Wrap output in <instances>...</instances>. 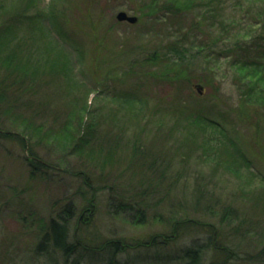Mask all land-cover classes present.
<instances>
[{
  "label": "rangeland",
  "instance_id": "1",
  "mask_svg": "<svg viewBox=\"0 0 264 264\" xmlns=\"http://www.w3.org/2000/svg\"><path fill=\"white\" fill-rule=\"evenodd\" d=\"M237 1L221 6L244 36L256 35ZM129 6L0 0V24L27 9L50 15L45 33L28 17L12 25L0 51V79L19 101L0 110V264H105L109 239L123 244L118 264H187L188 249L199 250L202 264H264L262 116L257 103L242 107L229 39H208L211 58L193 49L141 62L158 33L116 21L120 10L138 17ZM14 61L27 62L26 75ZM80 123L95 125L85 142ZM30 156L47 162L46 177L30 173ZM114 197L142 212L115 208ZM66 204L76 249L36 254L43 227Z\"/></svg>",
  "mask_w": 264,
  "mask_h": 264
},
{
  "label": "trees",
  "instance_id": "2",
  "mask_svg": "<svg viewBox=\"0 0 264 264\" xmlns=\"http://www.w3.org/2000/svg\"><path fill=\"white\" fill-rule=\"evenodd\" d=\"M127 1L130 5V9L138 15L137 22L130 25H136L138 23L147 24V26H151L149 29H151L154 34L158 33L156 35L158 42H156L153 51L148 53L149 56L142 57L141 62H147V60H150L151 63H155L164 59H172L177 56L179 58H185L187 53L193 49H195L194 52L196 55L202 53L205 59H207V57L211 58L214 56V51L211 47L212 42L208 39H210L213 34H217V37L229 39L226 52V56L228 57L227 62L233 72L234 83L236 84V87L240 89V102L242 107L244 106V109L246 110L247 105L253 103L251 105L253 106L257 103V112L260 114V117L262 116V120L260 119L256 128L260 139L264 143V0H244L246 5L244 10L246 12H244V14L251 17L249 26L253 25V27H257L259 30L254 36H252V33L244 36V33L237 28V25L239 26L241 21L239 19L237 20L234 15L224 12V7L221 6L223 0ZM242 1L243 0H238L236 6H244L242 5L244 3H242ZM18 16H21L22 19H19ZM25 17L30 18L31 26L33 25L32 23H35V31L45 33L42 22L45 19L50 18V15L36 18L34 17L33 12H29L28 9L22 12L16 11L14 12L13 18H7V21L0 24V51L4 50L8 43L5 38H7L8 34H12L10 33L12 25L26 20ZM197 36L200 37L199 40L195 39ZM10 52L12 53L13 51ZM18 52L22 56V51ZM61 52L62 51H59L58 53L61 55L64 54L65 57V53ZM191 53H193V51H191ZM170 56L172 57L170 58ZM208 61L210 62V60ZM14 62L13 68L15 71L18 72L20 76L26 75L28 66L27 62ZM116 65L119 64L117 63ZM207 67L208 64L206 65V68ZM206 77L207 76H203V78L199 77V80L208 84L209 81ZM8 88L9 86L4 84L3 80L0 79L1 111H14L19 102L12 93L7 91ZM195 111L200 112L198 110ZM0 119L3 120V118ZM79 119L80 122L83 121V118ZM195 119L198 121L199 117L196 115ZM93 127H95L94 124H82L80 128H78L84 133L83 136V133H81L79 138L82 142H85V140H83L87 135L85 132L93 130ZM80 143L77 142L74 146H79L81 145ZM25 161L31 166V174H34L35 172V174H39L41 177H46V161L42 159L41 161L37 160L32 156L25 158ZM57 164L58 163L54 165L56 166ZM113 199L117 201V204L115 205V208L117 209L131 211L134 208L137 212H142V209L139 210V203L137 202H135V204L126 205L115 197ZM61 211L64 213V216H60V219L52 217L46 226L43 227L39 240L37 241L38 244L34 246V252L36 254H43V252L48 254L50 253L49 249L53 248L62 252L64 255H68L76 249L77 244L68 241L69 229L67 217H70L73 208L71 204H66ZM181 221L184 220L182 219ZM176 223L177 221H175V224ZM236 225H238L235 226L236 231H241L242 226L237 223ZM173 226L175 227L174 223ZM243 233H248L247 228L243 229ZM162 239L167 241L170 237L164 235ZM153 241L154 240H151L148 243L151 244ZM104 246L106 247V252L109 256V259L105 264H118V259L116 257L122 250L123 244L116 239H109L104 243ZM198 251L199 250L195 249H188L185 251L188 258L187 264H202L200 261V253Z\"/></svg>",
  "mask_w": 264,
  "mask_h": 264
},
{
  "label": "water",
  "instance_id": "3",
  "mask_svg": "<svg viewBox=\"0 0 264 264\" xmlns=\"http://www.w3.org/2000/svg\"><path fill=\"white\" fill-rule=\"evenodd\" d=\"M115 18L117 21H127L131 24H134L137 22L138 17L136 15H131L128 14L126 11L124 10H120L116 13ZM198 89H200V87H198Z\"/></svg>",
  "mask_w": 264,
  "mask_h": 264
}]
</instances>
